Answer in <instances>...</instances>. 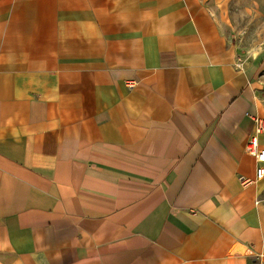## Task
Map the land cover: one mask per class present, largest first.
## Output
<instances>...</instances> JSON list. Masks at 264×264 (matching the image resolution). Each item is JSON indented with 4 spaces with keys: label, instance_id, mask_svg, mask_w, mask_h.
Returning a JSON list of instances; mask_svg holds the SVG:
<instances>
[{
    "label": "crops",
    "instance_id": "crops-1",
    "mask_svg": "<svg viewBox=\"0 0 264 264\" xmlns=\"http://www.w3.org/2000/svg\"><path fill=\"white\" fill-rule=\"evenodd\" d=\"M239 16L264 32V0H0V264H264Z\"/></svg>",
    "mask_w": 264,
    "mask_h": 264
},
{
    "label": "rangeland",
    "instance_id": "rangeland-1",
    "mask_svg": "<svg viewBox=\"0 0 264 264\" xmlns=\"http://www.w3.org/2000/svg\"><path fill=\"white\" fill-rule=\"evenodd\" d=\"M233 23L234 30L230 36L238 48L239 65L250 70L253 95L264 109V32L260 33L252 26L251 17H233ZM245 26L248 28H243Z\"/></svg>",
    "mask_w": 264,
    "mask_h": 264
},
{
    "label": "built area",
    "instance_id": "built-area-1",
    "mask_svg": "<svg viewBox=\"0 0 264 264\" xmlns=\"http://www.w3.org/2000/svg\"><path fill=\"white\" fill-rule=\"evenodd\" d=\"M254 129L246 143L247 153L258 162L264 161V150L260 147L259 136L264 133V118L252 116Z\"/></svg>",
    "mask_w": 264,
    "mask_h": 264
}]
</instances>
